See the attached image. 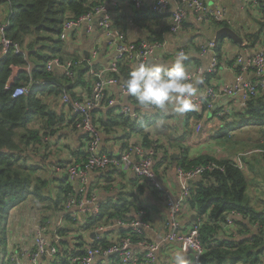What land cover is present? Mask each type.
<instances>
[{"label": "built area", "instance_id": "obj_1", "mask_svg": "<svg viewBox=\"0 0 264 264\" xmlns=\"http://www.w3.org/2000/svg\"><path fill=\"white\" fill-rule=\"evenodd\" d=\"M170 2L173 4L168 15V31L171 34H178L183 28V23L189 11L203 20L204 23L211 21H224L225 14L222 10L212 11L204 0H152L149 9L151 12L163 15L168 11ZM244 6L260 7L264 11V0H239ZM116 7V2L111 3ZM106 3H98L92 6L84 14L72 17L65 15L62 21L59 40L66 43L69 33L81 25L85 26L87 32L94 29L95 25L101 30V34L108 39L111 49V59L105 66L94 64L96 56L100 53L101 44L94 40L86 54L80 53L77 58H59L53 57L46 61L45 70L55 72L58 70L60 76L65 77L71 84L76 81L78 69L82 65L87 66L83 74L85 85L82 92L71 96L67 91L61 90L59 94L54 95L57 102L63 105L62 115L65 117L63 122L54 126L64 127L71 131H81L85 138L83 144L78 149V157L64 166L52 165L50 173L57 175L61 180H65L68 190L64 198L55 207L61 213L69 214L74 220L80 216L85 218L98 216L101 210V204L98 202V187L91 184L92 175L97 177L110 172L114 177H119L120 168H128L135 174L138 182L142 187L151 191H162L167 211V221L163 226L164 233L158 242H147L143 235L147 223L144 220L148 214L144 209H140L138 218L122 219L116 218L112 222H105L104 217L101 221L92 226L94 241L86 243L72 252V246L66 245L59 248L61 236L58 231L63 227L62 223L54 221L52 216L43 214H29V224L27 234L22 231L23 228H16L11 219H15L18 214V206L11 209L7 216L5 224V241L3 251L0 253L1 264H96L99 258L112 257L116 264H151L156 261V254L160 244L177 243L182 252L189 253L193 264H202L200 257L205 252V247L199 239V230L206 224H214L208 221L206 216L197 217V211L194 210L195 220L191 221L184 229L179 226V214L185 209L190 208L189 198L191 196V185L199 180L203 174L214 171L224 172V164L206 163L195 165L189 169L181 166L175 168V174L179 183V194L175 198L170 190L162 187L161 181L154 170L155 159L158 154V148L152 143L146 144L143 141L138 143H128L120 147L113 154L104 149L101 150L102 125L98 115L99 110L106 108L113 109V114L121 119L127 118L131 122H139V113L129 104L121 102L125 98L123 90V81L121 76V67L127 66L132 70L140 62H150L155 58L157 52L164 49V42L155 40L153 37H144L139 40H129L126 31L115 29L114 21L117 22L115 15L108 13ZM130 8L133 13H137L142 8V0H130ZM3 11L0 13V45L1 54L5 55L8 49L13 46L16 52H19L18 46L5 36V31L9 26V11L6 6H2ZM117 15V14H116ZM133 20L127 23L132 24ZM201 51L202 55L209 54L207 67L200 64L186 65L189 75L195 78L213 79L219 72V60L213 39L198 41L195 44ZM179 52L187 54L185 47H178L169 55L173 59ZM234 78L228 83H222L216 87L207 86L200 93L196 103L200 105L196 112L204 114L205 118H220L229 116L230 108L218 107L217 100L225 97L232 102L235 99L242 104L250 100L264 97V47L256 49L252 56L243 58L236 55L232 63ZM116 91V94L114 93ZM28 92V85L16 86L11 92L10 98L16 99ZM132 99V97H128ZM207 114V115H206ZM200 124L197 125V128ZM50 132H42V145L34 144L31 154L36 155L43 151L44 144L49 140ZM42 150V151H41ZM44 153V152H43ZM257 156L260 159L264 157V149L255 148L241 153L236 157L226 159L237 168L243 170L242 158H251ZM100 178L101 187L109 183L104 177ZM27 202L20 204L23 206ZM45 214H53L55 209H46ZM14 210L17 212L14 213ZM25 210V209H23ZM66 217V216H64ZM238 212H229L225 215L224 221L219 223L220 228H226L230 237L237 236L236 222L241 220ZM84 223V222H83ZM82 223V224H83ZM120 227L129 228L137 236L135 242L130 236H124L120 232ZM259 226L253 224L252 230H258ZM48 232H53V237L48 236ZM71 238V237H70ZM133 244L144 248L143 252L133 249Z\"/></svg>", "mask_w": 264, "mask_h": 264}, {"label": "crops", "instance_id": "obj_2", "mask_svg": "<svg viewBox=\"0 0 264 264\" xmlns=\"http://www.w3.org/2000/svg\"><path fill=\"white\" fill-rule=\"evenodd\" d=\"M100 1L108 4L107 8L110 15L113 14L116 16L117 22L114 21L113 27L115 29L120 28V30L126 31L127 38L129 40H139L144 37L156 38L158 33H160V29H165L162 33L161 40L164 42V49L157 52L153 60H157L166 65L173 60V58L169 55L170 52H173L178 47H185L187 50V60L185 62H188V64L192 62L191 65L200 64L203 67H207L209 54L202 55L200 49L195 44H197L198 41L213 39L216 30L221 27H229L234 30L241 38L242 44L234 43L229 38H224L222 40L220 56L218 58L220 67L219 72L213 79L206 80L201 78L203 83L199 86L200 91L210 85L216 87L222 83L232 81L234 78L232 63L236 55H241L243 58H247L252 56L256 49L264 47V11L260 7L255 8L244 6L239 2V0H204V3L210 7L212 11L222 10L225 14V20L220 22L211 21L210 23H204L202 22L203 20L198 19L193 12L189 11L183 23V28L178 34H171L167 30L168 15L173 7L171 2L168 11L163 15L157 14L160 18L157 19L158 22H153L142 19V16L138 14L140 11L133 13L130 8V0ZM114 1L117 4L116 7L111 4L114 3ZM151 2L152 0H142L141 9L143 11L149 10ZM2 11V6H0V13ZM129 20H133L130 25L127 23ZM96 22L97 19L94 21V29L91 32H87L85 26L81 25L79 28H75L71 31V33H69L67 42L63 45L62 58H77L80 53L86 54L92 42L97 40L101 44V49L100 53L94 60V64L105 66L110 61L112 51L109 47L108 39L101 34V30L95 25ZM212 25L215 26L213 36L209 35V30ZM192 28H196L199 33L193 34ZM250 43L251 45H249ZM54 73L60 75L58 70H55ZM82 78L84 83L75 85L71 89L73 94H78V92L81 93L83 91L82 88L86 81L84 77ZM114 93L116 94L115 90ZM53 97V94L42 97L43 104L45 106L44 114L46 117L43 120H35L29 125L30 129L34 128L38 130L39 135L46 130L45 128L47 126H45V124L48 122V115L50 113H62L63 105L56 101L57 98ZM121 102L131 105L132 108L139 113L141 121L139 120L138 124L142 128V131L136 132L134 129L132 130L129 126H125L123 124H119L114 128H105L102 123V130H100L101 150L104 149L108 153L113 154L119 147L121 150L122 147L128 143H138L143 140H148V143H152V145H155V147L158 148L154 170L161 181L162 187L170 190L171 194L175 198H177L180 188L175 174V168L177 166L174 161L179 157L178 154L182 153L184 150L187 152L189 159L198 156H208L217 160H226L233 158L234 154L251 150L250 148H259L258 146L264 145V136H262L264 134V129L260 135V126L244 125L239 129H235L240 130L238 134L232 135V138H235L231 143L233 145L232 150H226L224 146L221 144L217 145L215 142L213 143L214 148L211 147L207 153H203L198 150L202 148L199 146L197 148V153L192 155L190 154L189 156V153L196 149L194 148L195 144L191 140V136L200 133L202 130L208 129L212 130L211 133L209 132L206 135V139H203L200 144L204 142L212 143L214 140L218 141L214 135L212 137V134L216 132L218 137L224 135V131H221V129L224 128L222 121H219L217 118H205L203 113L200 118H187L188 113L182 117L175 114L161 117V115L156 112H143L140 110L135 104L134 98L131 100L128 98H121ZM216 103L218 107L224 106L230 108L231 114L228 116V119L231 121L238 120V116L235 115V112H243V108L245 106V104H242L237 99H235V102H232L225 97H220ZM107 109L109 108L99 110L98 115H100L103 119H106ZM161 119H163V123L160 122ZM208 121L209 127H206V123H208ZM198 124H200L199 128H197ZM50 129V138L44 144L43 151H41L42 153L44 152V157L47 160L46 167L44 166L47 168L48 172V176L46 178H51L52 182L54 181L55 185H52V188H55V191H57L62 186L60 185L61 179L54 173H50V167L52 165L64 166L72 160L77 159L78 149L83 144L85 135L81 131H71L61 126H57L56 129L53 126ZM241 131L244 132V134ZM243 135L245 136L243 137ZM183 147L184 150L180 151V148ZM213 152H215V154ZM158 162L160 163L158 164ZM38 165H42V163H39ZM242 165L244 171L243 173L245 174L247 182L245 196L247 197L249 205L257 211H264V189H258V191L254 193L255 198L253 201H251L247 195L250 194L249 191H247V187L251 184L249 180L252 178V174H256L257 176L256 183H264V157L262 159L257 156H253L249 159L242 158ZM120 171L121 173H119V177H114L109 171L98 177L96 175H92L90 183L92 185L95 184L99 186L97 197L98 202L101 206L106 204L108 199L113 200L115 203V199L118 198V195H120L125 200L126 205L131 207L132 211L129 215L130 219L138 218L140 209H144L148 216L144 219L147 223V227H145L143 235L147 242H158L164 233L163 226L168 218L162 191H149L142 187L135 174H133L128 168H120ZM104 175H106L104 177L105 181L109 180V183L101 187L102 185L100 186L98 183H100V178ZM57 181H59L58 187H56ZM45 206H47V203H45ZM18 209L20 212L15 219H11V223L16 228H23L20 232H18L17 239L20 240L19 234L22 231L25 235L27 234V228L30 226L27 224L29 222L28 217L29 214H31L30 212L33 213V211L30 210V207L27 209L20 206ZM23 209H25V211ZM58 210L59 209H55L54 213L52 215L48 214V216H52L54 221L59 220L63 225V227H61L58 231V234L61 236V241L59 243L60 249L64 248L66 245L76 248L80 243L78 240H84L86 243L94 241V235H92L93 233L91 231V227L87 225L84 228L83 222H86L85 216H80L78 219L74 220L69 214L61 213ZM16 212L17 211L14 210V213ZM43 215L45 216V214ZM193 217L195 218L194 210L192 208H185L178 217L181 229H184L191 221H194L195 219L193 220ZM225 229L226 228L224 227L220 228L218 236L227 237L231 234L229 231H225ZM241 229L240 231H242ZM48 236L53 237V232H48ZM240 236L241 235L235 236V238ZM249 236V233H246V235L242 234L241 237ZM132 247L138 252L144 251V248L138 245L133 244ZM177 252H182L177 243L163 242L160 244V248L156 254V261L151 264H172V259ZM186 255L190 260V264H193L190 254L186 253ZM97 264H116V261L113 260L112 257L99 258ZM257 264H264V252L259 256V262Z\"/></svg>", "mask_w": 264, "mask_h": 264}, {"label": "trees", "instance_id": "obj_3", "mask_svg": "<svg viewBox=\"0 0 264 264\" xmlns=\"http://www.w3.org/2000/svg\"><path fill=\"white\" fill-rule=\"evenodd\" d=\"M98 3L102 1L0 0V6H6L10 14L5 36L19 49V52H16L11 46L7 53L2 55L0 45V253L3 251L5 224L11 209L23 204L28 198L42 204L47 203L46 209H55L68 190L64 179L60 181L61 188L55 191V188H52L51 178L34 176L36 165L42 163L46 167L47 160L42 152L31 154L34 144L41 146L42 141L39 131L30 129L29 125L35 120H43L46 117L43 96L57 95L61 90L74 96L71 89L77 84L84 83L82 77L87 70L86 65L78 69L76 81L71 84L68 79L55 74L54 71L47 72L45 63L53 57H63L64 43L59 40L58 34L65 15L80 16ZM149 10L141 9L138 14L142 19L158 22L157 19L160 17ZM164 31L165 29H160L157 39L154 37L153 39L161 41ZM223 39L224 37L219 38L214 47L218 58ZM187 64L188 62H185V66ZM130 71L127 66H122L121 76L126 79ZM22 84L28 85V92L21 97L11 99L13 89ZM235 115L238 116L237 121H231L228 116L220 118L224 124V128L221 129L224 135L244 125L260 126L261 135L264 129V97L248 101L243 112H235ZM190 117L200 118L201 113L188 112L187 118ZM64 118L61 113H50L44 132L63 122ZM100 123L101 125L103 123L105 128H114L123 124L136 132L142 131L137 122L115 116L113 109L106 110V119L101 118ZM143 142L148 144V140ZM258 147L264 149V145ZM178 155L174 162L177 167L181 166L185 169L206 163L225 165L224 172H207L191 185L190 208L197 211V217L206 216L208 221L215 222L213 225L206 223L199 230L200 242L205 247L200 262L257 264L259 256L264 252V211H257L249 205L245 196L247 182L244 171L227 160H217L208 156L189 159L185 150ZM131 211V207H128L125 200L118 195L115 203L108 199L106 204L101 206L100 214L85 218L86 222L83 225L84 228L88 225L92 229V226L103 217L106 223L116 218L128 219ZM233 211L238 212L242 217L236 222L237 236L249 233V237L218 236L220 231L218 222H223L225 215ZM253 224L259 226L258 230L251 229ZM239 228H242V231ZM120 232L124 236H130L133 242L137 239L129 228L120 227ZM78 241L80 243L72 249V252L86 244L84 240Z\"/></svg>", "mask_w": 264, "mask_h": 264}, {"label": "clouds", "instance_id": "obj_4", "mask_svg": "<svg viewBox=\"0 0 264 264\" xmlns=\"http://www.w3.org/2000/svg\"><path fill=\"white\" fill-rule=\"evenodd\" d=\"M187 56L179 52L168 65L157 60L138 63L123 81L125 98H134L143 112H156L161 117L184 116L200 107L201 78L193 79L185 66ZM163 123V119L160 120ZM172 264H190L185 252H177Z\"/></svg>", "mask_w": 264, "mask_h": 264}, {"label": "rangeland", "instance_id": "obj_5", "mask_svg": "<svg viewBox=\"0 0 264 264\" xmlns=\"http://www.w3.org/2000/svg\"><path fill=\"white\" fill-rule=\"evenodd\" d=\"M193 30V34H196V33H199L196 28H192ZM214 30H215V26L212 25L211 29L209 30V35L213 36L214 34ZM206 127H209V121L208 123H206ZM243 130V129H241ZM212 130H202L200 133H197L196 135H193L191 136V140L193 141V143L195 144L194 148V151H192L191 153H189V156L190 154H196L197 153V148L199 146H201L202 148L198 149L200 150L201 152L203 153H207L208 150H210L211 147L214 146L213 143H217V145L221 144L222 146L225 147L226 150H232L233 149V145L231 144L233 141H234V137L232 138V135H235V134H238L240 132V130H234V131H229L227 133V135H221L218 137V135L216 134V132H214L212 134V137L214 135V137H216V139H218V141L214 140L212 143L211 142H204L202 144H200L201 141H203V139L205 140L206 139V135L210 132L211 133ZM242 132V131H241ZM244 134V132H242ZM245 135H243L244 137ZM171 146V144H170ZM182 147V146H181ZM185 147V146H184ZM184 147L183 148H180V151H183L184 150ZM214 148V147H213ZM216 149V148H215ZM214 149V150H215ZM252 149V148H250ZM215 154V152H213ZM233 157L235 158L236 157V154L233 155ZM37 166V170L34 174V176H38V177H43V178H46L48 176V172H47V168H45L43 165H36ZM51 172V171H50ZM256 174H252V178L249 180V182L251 183L250 184V188L247 187V191H249L250 194H247L248 197L251 199V201L254 200L255 198V192L258 191V189H264V183H261V184H258L256 183ZM52 185L54 186V181L52 182ZM59 185V181L56 182V187H58ZM36 200H33L32 198H28L25 202H27L23 208H29L30 207V210L33 211L30 212L31 214H34V215H40V214H45L46 212L44 211V207H42L41 204H36L35 203ZM21 205H19L18 207H20ZM22 207V206H21ZM19 210V209H18ZM25 211V210H24ZM20 212V211H19ZM45 216H48L47 214H45ZM44 216V217H45ZM1 260V258H0Z\"/></svg>", "mask_w": 264, "mask_h": 264}, {"label": "water", "instance_id": "obj_6", "mask_svg": "<svg viewBox=\"0 0 264 264\" xmlns=\"http://www.w3.org/2000/svg\"><path fill=\"white\" fill-rule=\"evenodd\" d=\"M221 37H224V38H229L231 39L234 43H237V44H242V40L241 38L238 36V34L232 30L231 28L229 27H221L219 28L218 30H216L215 34H214V37H213V42H214V45L217 44L219 38ZM195 218L193 217V220ZM93 235V234H92Z\"/></svg>", "mask_w": 264, "mask_h": 264}]
</instances>
